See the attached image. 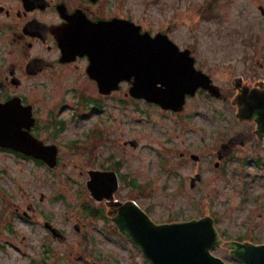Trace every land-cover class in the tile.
<instances>
[{"label":"rangeland","instance_id":"374dc122","mask_svg":"<svg viewBox=\"0 0 264 264\" xmlns=\"http://www.w3.org/2000/svg\"><path fill=\"white\" fill-rule=\"evenodd\" d=\"M207 1L211 0H123V14L153 35L168 30L181 46H195L217 84L225 86L231 77L246 73L244 44L234 27L240 24L239 7L218 0L213 19L204 14L205 19L198 18V8ZM227 62L230 72H225ZM61 87L42 93L47 103L40 109L43 120L52 112L64 121V132L51 139L60 149L58 170L51 172L33 161L0 153V264H148L140 251L112 234V221L90 220L84 212L90 198L85 172L90 167L84 166V158L96 145V165L122 164L119 172L126 177L115 198H133L156 225L212 216L234 238L243 235L264 244V167L235 159L216 168L207 155L219 139L241 128L229 105L196 98L187 105V118L180 124L143 104L124 108L120 120L115 99H107L100 122L105 131L98 129L97 138L84 144L100 116L77 117L84 108L76 107L69 81ZM132 141L138 145L134 147ZM186 151L202 155L200 167L179 165V154ZM197 174L201 182L192 187ZM131 180L140 187H131ZM29 204L38 209L35 220L22 215ZM44 217L63 232L65 241L47 236ZM77 224H87L88 229L78 232ZM85 253L89 257L84 261ZM214 254L229 261L225 251Z\"/></svg>","mask_w":264,"mask_h":264},{"label":"flooded vegetation","instance_id":"af4514ba","mask_svg":"<svg viewBox=\"0 0 264 264\" xmlns=\"http://www.w3.org/2000/svg\"><path fill=\"white\" fill-rule=\"evenodd\" d=\"M217 1L211 0L202 3L197 10V17L203 18L202 14H204L206 17L211 16L213 19L216 16L214 4ZM228 1L239 7L236 10V19H239L238 22L240 24L234 27H237L239 42L244 44L245 53L243 59L245 60L246 73L231 77L229 85L226 84L224 86L217 84L213 73L208 71L207 62L199 58L195 46H181L170 37L169 33L171 32L168 30L154 35L145 30L133 17L123 14V0H0V105L13 103L19 108L29 109L32 112L34 122L33 127L30 129V134L43 142L45 146L56 147V166L55 168H50L42 161H37L31 157H26L6 149L0 148V153L13 154L20 159L33 161L38 165L46 167L51 172L58 170L61 166L60 149L51 142V139H55L59 134L64 132V121L60 116H55L52 112L45 116L43 120L40 117V109L46 106L47 97L43 94L47 90H63L61 86L69 81L71 88L68 91L75 95L76 107H82L85 110L77 117L81 119L90 118L92 115L100 116L94 122L93 128L88 132V134L91 133V138H87V141L83 142L84 144H89L90 139L97 138L94 132L98 129L101 132L105 131L100 126V122L102 114L106 110L105 103L107 99H115L119 119L123 117L124 108L143 104L162 115L173 117L180 124H184V120L187 118V105L196 98H205L209 101L229 105L235 110V119L241 126L239 130L229 136L219 139L216 142L215 149L207 154L215 160L213 166L225 167L232 160L236 159V161L243 165L264 167V128H262L260 123L264 117V0ZM123 21L139 26L141 28L140 33L144 34L147 32L151 38H155L157 34H163L177 46L180 52H188L189 58L193 59L195 70L206 76L210 80V85L218 88L219 93L217 94L219 97L213 96L208 90L198 88L194 94L185 95L181 111L163 110L158 105L130 96L129 90L133 87L132 82L134 79H132L131 83H119L118 90H113L108 95L101 94L97 83L88 74L91 63L87 56L77 55L75 57H67L68 60L63 59L62 43L74 44L100 41L106 37V33L104 34L101 30L100 33L97 31L93 32L92 28L105 26L113 22L122 23ZM224 65L225 72H230L231 67L229 63L227 62ZM90 92L95 93L94 98L90 96ZM239 136L241 138L234 145L232 154L227 158L219 160L218 152L222 145ZM133 143H135L134 147L138 145L137 141H132L130 144L132 145ZM72 146L73 148H77L76 143H72ZM94 148L89 153L87 152L88 154H85L84 158V166L90 167L85 170L89 178L88 181L90 180L89 172L100 171L115 173L120 183L118 190L112 196V200L98 202L91 196L92 200L90 198L88 200L87 197V201L83 206L84 212L90 220L103 218L106 221H112L114 224L112 228L114 233L112 234L117 235L123 242L131 245L135 250L140 251L125 235L120 233L113 220L119 217L123 206L127 203H132L140 208L133 198L129 197L124 200L115 198L125 181L123 177H126L119 172L122 164L115 162L109 166L96 165ZM179 156L181 158L179 165L185 166L192 163L198 166L202 164V155H193L186 151L180 153ZM91 167H100V169H93ZM85 172L80 173L82 175ZM130 185L131 187L139 186L134 180H131ZM142 187L146 188L145 185ZM43 199L44 196L42 197ZM108 203L113 205L109 206ZM37 210L33 204H29L27 212L22 211V215L27 220H35L38 213ZM140 210L155 224L147 211L142 208ZM90 216L93 218L91 219ZM206 217L213 220L218 239V245L211 251V255L220 259L224 264H241L235 259L236 254L241 252L236 245H264L256 243L243 235H237L234 238L233 235L228 234L226 229H221L217 226L218 220L212 216L199 215L198 218L181 222L172 221L169 224L201 220ZM42 222L47 236L55 239L48 228L50 225L58 229L52 223V220L44 217L42 218ZM76 226L80 227V231L81 228L85 231L88 229L87 224H83L82 227L78 224ZM60 232L64 236L63 232ZM218 251L227 252L229 261L214 254ZM88 257V254L85 253L83 257L84 261ZM146 262L149 264L148 261Z\"/></svg>","mask_w":264,"mask_h":264},{"label":"water","instance_id":"95a60500","mask_svg":"<svg viewBox=\"0 0 264 264\" xmlns=\"http://www.w3.org/2000/svg\"><path fill=\"white\" fill-rule=\"evenodd\" d=\"M106 35L100 41L87 43H62L63 59L87 56L90 59L88 74L101 94L118 90L121 82H132V98L158 105L163 110L179 112L187 94L198 88L218 96V88L197 72L189 53H182L167 36L141 34L133 23L113 22L92 28ZM92 32V33H93ZM91 33V34H92ZM99 38V37H98ZM242 117V116H240ZM34 119L28 109L13 103L0 105V148L10 150L55 168L57 149L45 146L30 134ZM264 128V117L261 120ZM241 136L222 145L219 160L229 157ZM133 146L135 143L132 144ZM87 190L100 202L112 200L118 190L119 179L115 173L91 171ZM201 182V176L192 180V187ZM109 206L113 204L108 203ZM120 233L137 247L149 264H224L211 255L218 245L213 220L209 217L183 223L156 225L136 205L127 203L118 218L113 219ZM54 238L65 241L61 232L48 226ZM75 230L80 232V227ZM241 251L235 259L241 264H264V245H236Z\"/></svg>","mask_w":264,"mask_h":264},{"label":"trees","instance_id":"16d2710c","mask_svg":"<svg viewBox=\"0 0 264 264\" xmlns=\"http://www.w3.org/2000/svg\"><path fill=\"white\" fill-rule=\"evenodd\" d=\"M84 205H85V203H84ZM84 205H83V206H84Z\"/></svg>","mask_w":264,"mask_h":264}]
</instances>
